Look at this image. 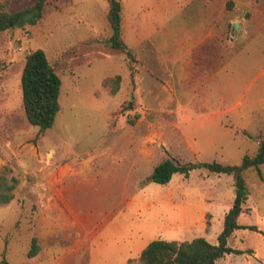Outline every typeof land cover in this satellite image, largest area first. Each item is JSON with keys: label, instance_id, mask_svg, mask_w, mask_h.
Listing matches in <instances>:
<instances>
[{"label": "rangeland", "instance_id": "rangeland-1", "mask_svg": "<svg viewBox=\"0 0 264 264\" xmlns=\"http://www.w3.org/2000/svg\"><path fill=\"white\" fill-rule=\"evenodd\" d=\"M35 1L0 4L12 11ZM183 1L122 0L126 42L137 41L155 13L165 19ZM195 6L188 14L191 24L199 22L200 8L208 9L205 0H195ZM108 9V0H49L36 24L0 32V168L10 167L17 179L14 199L0 204V253L7 249L10 264H120L153 239L202 235L217 243L227 214L235 209L232 176L196 168L188 177L176 173L168 184H159L148 179L152 167L169 155L182 162L240 163L256 153L264 137V0L215 5L230 46L233 85L240 81L227 100L238 105L227 112L219 109L215 94L202 105L186 100L182 109L170 103L154 108L146 93L129 92V86L112 93L103 78L120 74L128 82L138 60L134 51L135 61L106 44L112 33ZM36 48L46 51L62 78L61 107L44 132L28 121L21 88L26 56ZM141 50L136 47L137 54ZM161 92L166 98L162 83ZM137 145L149 164L136 153ZM66 164L75 172L50 178ZM261 173L245 170L249 193L235 220L260 230L235 229L229 242L252 252L226 254L217 264H264V164ZM50 184L59 189H49ZM202 211L209 212L207 221ZM83 234L86 246L70 261L62 251L52 252L55 242ZM33 235L41 250L30 260Z\"/></svg>", "mask_w": 264, "mask_h": 264}, {"label": "trees", "instance_id": "trees-1", "mask_svg": "<svg viewBox=\"0 0 264 264\" xmlns=\"http://www.w3.org/2000/svg\"><path fill=\"white\" fill-rule=\"evenodd\" d=\"M49 0H36L34 3L17 10H5L0 4V32L25 24H36L44 14V8ZM109 9L107 17L112 28L110 37L105 41L113 48L121 49L128 59L135 61L134 52L123 36V7L122 0H108ZM232 1L228 4L232 6ZM122 76H107L102 83L109 86L112 93H116L121 86ZM62 78L49 60L43 48L31 50L27 56L21 75V88L23 106L28 121L39 127L44 132L55 124L61 104L60 94ZM130 102H133L131 99ZM264 164V137L259 141L255 154H246L240 163H224L218 160L182 162L171 155L163 158L153 168L149 175L150 181L166 184L171 181L176 173L190 176L192 170L202 168L210 173L230 174L235 186L234 205H241L248 197V186L245 170L255 168L261 173ZM10 167L0 168V204L9 203L15 197L17 179L11 174ZM230 212L225 219L224 229L218 235V242L213 243L204 236L191 240L153 239L143 249L138 258L139 264H217V260L226 254L250 253L252 249H242L231 245L230 236L235 229L244 228L259 231L256 224L233 223L229 230ZM8 243V242H7ZM6 243V244H7ZM41 246L39 239L33 235L27 252L28 258L35 256ZM7 249L0 253V264H10L7 258ZM20 264H28L23 262ZM126 264H134V259H129Z\"/></svg>", "mask_w": 264, "mask_h": 264}, {"label": "crops", "instance_id": "crops-1", "mask_svg": "<svg viewBox=\"0 0 264 264\" xmlns=\"http://www.w3.org/2000/svg\"><path fill=\"white\" fill-rule=\"evenodd\" d=\"M205 2L208 9L202 10L200 8L198 10L200 11L198 13L200 20L193 24L189 23L191 21L188 14L193 13L196 8L195 0H184L177 8H173L174 13L166 15L165 19L163 17L160 19V15L154 14V23L145 26V30L137 37V41L132 44L127 43L136 53L138 64L134 67V72L130 70L128 82L125 81L124 83L122 77L120 89L122 86H129V92L133 90L146 93L144 97L145 101L150 104L154 103V108H163L165 103H170L177 104V106L183 109L184 106L181 105L186 100L192 106L194 104L202 105L203 103L212 101V99H208L207 97L211 94L217 95L213 100L219 101L218 107L224 112L231 110L233 104L238 105L235 102L230 104L231 102L227 101L236 92L233 86L240 83V81L233 85L231 78L230 46L224 40L223 35L225 31L222 26L223 23L220 22L221 19L217 16L215 9L216 2L221 3V0H205ZM160 8L163 7L160 6ZM177 10L179 16L175 17ZM184 24H188V27H185ZM230 40L227 41L231 42ZM136 47L142 48L141 54H137ZM140 69H143L142 73L139 72ZM143 72H146V74H143ZM148 76L156 79V82L152 83ZM161 83L162 88L166 89V98L163 97L164 94L162 92L158 93V87ZM145 86L150 88L145 90ZM158 101L160 106L157 105ZM136 104L134 106L135 110L139 107L137 102ZM135 147L136 153L142 155L145 158V162L149 164V158H147L148 155L145 149H142L140 145ZM84 163L85 166L82 170L88 167L89 160H86ZM154 166L152 167V171ZM59 169L50 178L60 175L61 171L62 174H68L71 170L75 172L74 167L70 164H66ZM59 184H53V186L50 184L49 189H59ZM208 213L202 211V217L206 221ZM208 232L206 226L205 233ZM85 238L86 234H83L76 240H65L63 244L55 242L52 252L58 254L62 251L67 256V260L70 261L72 257L74 258V253L80 247L86 246ZM148 243L142 244L135 254L125 255L124 262L120 264H126L129 259H138ZM39 252L30 258V260L34 259Z\"/></svg>", "mask_w": 264, "mask_h": 264}, {"label": "water", "instance_id": "water-1", "mask_svg": "<svg viewBox=\"0 0 264 264\" xmlns=\"http://www.w3.org/2000/svg\"><path fill=\"white\" fill-rule=\"evenodd\" d=\"M234 26L237 28L238 27V23H234ZM234 207H235V209L233 211H231V213H230V219H229L230 227H229V230L233 229V223L236 220V216H237L238 212L242 209V206H240V205H235Z\"/></svg>", "mask_w": 264, "mask_h": 264}, {"label": "bare ground", "instance_id": "bare-ground-1", "mask_svg": "<svg viewBox=\"0 0 264 264\" xmlns=\"http://www.w3.org/2000/svg\"><path fill=\"white\" fill-rule=\"evenodd\" d=\"M66 115V114H65Z\"/></svg>", "mask_w": 264, "mask_h": 264}]
</instances>
